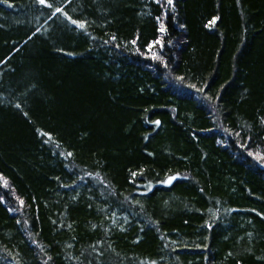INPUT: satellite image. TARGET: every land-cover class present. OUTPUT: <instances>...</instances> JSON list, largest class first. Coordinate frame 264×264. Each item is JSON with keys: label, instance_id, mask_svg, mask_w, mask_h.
Listing matches in <instances>:
<instances>
[{"label": "trees", "instance_id": "1", "mask_svg": "<svg viewBox=\"0 0 264 264\" xmlns=\"http://www.w3.org/2000/svg\"><path fill=\"white\" fill-rule=\"evenodd\" d=\"M258 157L264 0H0V264H264Z\"/></svg>", "mask_w": 264, "mask_h": 264}, {"label": "snow or ice", "instance_id": "2", "mask_svg": "<svg viewBox=\"0 0 264 264\" xmlns=\"http://www.w3.org/2000/svg\"><path fill=\"white\" fill-rule=\"evenodd\" d=\"M38 2H39L40 4H46L47 0H38ZM156 3H158V4L162 3V0H156ZM166 3H167V5H172V4H173V0H166ZM47 6H48V7H52L51 4H47ZM56 11H57V12H62L63 9H61V8H56ZM65 15H67V14L65 13ZM69 19H71V18L69 17ZM157 19L159 20L160 18L157 17ZM216 19H219V17H217ZM72 23H73V24H78L79 22H78V21H75V20H72ZM79 26H80L81 28L85 27V25H84L83 23H79ZM159 31H160V32H165V31H166V28H165V26H164L163 23L160 24ZM155 43H160V42H159V41H156ZM150 50H151V48H150ZM152 58H153V59H157L158 57L155 56V55H153ZM25 115H27V113H25ZM156 123L159 124V121H156ZM42 135H48V134H47V133H42ZM69 155H71V154H69ZM258 158H259V159H264V158H260V157H258ZM172 179H174V177H170V178H169V180H172ZM21 203H23V201H21Z\"/></svg>", "mask_w": 264, "mask_h": 264}]
</instances>
